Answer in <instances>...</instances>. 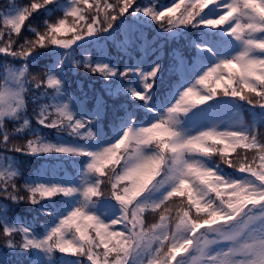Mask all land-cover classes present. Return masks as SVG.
Here are the masks:
<instances>
[{
  "label": "snow or ice",
  "instance_id": "snow-or-ice-1",
  "mask_svg": "<svg viewBox=\"0 0 264 264\" xmlns=\"http://www.w3.org/2000/svg\"><path fill=\"white\" fill-rule=\"evenodd\" d=\"M41 10L49 14L43 31L30 27L33 38L17 50L12 33H21ZM0 15L7 30L0 54L22 65L6 67L0 79V233L9 251L27 253L30 264H264V0H172L170 7L139 0H31ZM129 16L140 27L156 22L153 30L165 40L195 30L190 55H173L167 67L157 57L122 70L104 54L72 59L76 49L100 39L97 33L106 39L123 28ZM69 17L73 23L66 28ZM65 31L74 33L71 39L58 38ZM44 57L55 60L34 75ZM69 62L100 73L104 92L127 100L114 111L107 139L104 96L90 110L69 96ZM165 72L172 82L158 95ZM29 94L36 103L39 97L52 101L34 112L37 124L84 143H51L30 128ZM245 108L251 124L219 130L217 113ZM9 120H22L15 133L28 129L34 139L14 144ZM17 154L84 157L80 181L26 179L19 185ZM61 194L66 203L49 212L43 199ZM175 197L186 202L179 201L173 217ZM21 203L39 205L51 218L43 233L9 215ZM146 213L158 220L146 223ZM16 233L23 237L19 243L12 239ZM0 264H8L4 256Z\"/></svg>",
  "mask_w": 264,
  "mask_h": 264
},
{
  "label": "trees",
  "instance_id": "trees-1",
  "mask_svg": "<svg viewBox=\"0 0 264 264\" xmlns=\"http://www.w3.org/2000/svg\"><path fill=\"white\" fill-rule=\"evenodd\" d=\"M30 2L31 0H0V14L5 13L9 9L10 5L24 7ZM139 2L146 4L158 3L159 5H167L170 7L172 0H139ZM175 2L179 3V0H175ZM209 7H212V5H209ZM160 10H163V8ZM204 11H207V9H204ZM221 14H223V10H221ZM176 15H179V12H177ZM58 18V16L51 17L52 20ZM212 18L218 19V16ZM46 20H49V14H33V16L30 17L24 25H22L21 33H12L13 39L16 40V44H14L13 47L18 50L20 45H22L26 39L30 40L33 38L31 31H29L30 27L43 31ZM229 22L230 21H226L225 24L219 25L218 28L225 27ZM72 23L73 17H69L66 23V28L71 27ZM80 23L83 24L84 22L81 21ZM155 26L156 22H153L152 25L140 27L139 25L135 24L133 22V18L129 16L128 21L123 28L118 29L106 39L104 38L106 34L97 33L96 35L99 36L100 39L96 40L95 43L85 44L84 48L76 49L72 53V59L82 62L84 57L88 56L95 60L98 55L104 54L109 56L112 63L120 67L122 70L125 65L130 66L138 60H143L145 66H147L157 57H161L162 63L165 65V67H167L171 62L173 55H177L180 52L185 53L186 57L190 55L188 45L192 36L196 34L195 30H193L189 36L165 40L163 37L157 36L156 31L153 30ZM0 31L5 33L3 37H0V47H3L4 41L7 40V30L3 25L2 15H0ZM73 34L74 33L71 31H65L58 34V38L65 40L71 39ZM91 39L95 38L85 37L86 41ZM77 43L80 42L77 41ZM73 48H75V45H73ZM54 60V57L42 58L40 61V69H37L36 67L32 68L33 74H37L39 70H43L45 65L51 64ZM20 66L22 65L17 63V61L11 56H8L5 59V54H0V79H2L6 67L16 68ZM64 75V87L67 91V94L73 97L77 103L86 105L89 110L94 105L97 96H104L107 106V114L102 122V126L105 132V139H107V136L111 133L110 121L112 120L114 111L118 109L119 105L127 104V100L122 96L109 97L104 92L105 84L101 74H93L88 72L83 67L82 63L76 67H73L69 62ZM171 82L172 78H170L165 72L163 83L158 84V95L164 92L166 86ZM203 88V85H197L198 90ZM48 92L50 95L52 94L51 89H49ZM47 103H52V101L49 99H44L43 97H39V103H36L31 98V94H29L28 98L26 99L25 114L30 121V128L37 129L40 135L51 143H84L83 141L73 139L67 134V132L58 134L56 129L43 128L37 124L34 112H38L40 106ZM173 103H175V101H173ZM202 106L203 105H197V107ZM49 111H51V109H49ZM141 118L143 119L142 113ZM252 120L253 117L246 108L239 110L224 109L217 113L214 117V122L219 126L220 131H224L227 126L238 121H243L245 124H251ZM21 123L22 120L19 122L11 120L6 122L7 131L14 133L16 136V139L13 140L14 144H26L29 139H34L28 129H25L20 133H15L14 130L19 127ZM209 143H211V141H209ZM88 147L92 148L94 145L89 143ZM230 156L235 158V153H231ZM84 159V157H69L63 154H53L40 157L17 154V167L20 171V175L16 179L19 185H23L26 179H39L44 182L71 181L78 183L80 181L79 173L83 167ZM217 162L219 161L217 160ZM111 167L112 165L106 166V168ZM236 174L239 175V173ZM158 178L159 177H157V179ZM125 183L129 182L126 181ZM109 189L110 185L104 188V191L107 192ZM226 198L227 196H225V199ZM64 199L65 198L61 194L51 198H44L42 203L49 212L55 213L61 208L63 204L66 203ZM172 199L176 201V203L170 205V207L173 209L170 214L175 217V208L178 206V203L181 199L186 202V197H175ZM70 207L71 206L68 205L67 210H70ZM9 215L13 216L16 221L31 226V228L37 233H43L44 226L50 224L51 222V218L49 216L42 214L41 207L39 205H31L30 203H21L20 205L15 206ZM145 215L147 216L146 223L150 224L158 220V216L154 218L150 214L146 213ZM193 215H195L194 209ZM81 223L87 224L88 222L81 221ZM114 227L115 230L119 231V226ZM89 231L91 230L89 229ZM91 234L94 235L95 233L92 232ZM12 239L14 242L19 243L22 241L23 237L19 233H16L13 235ZM5 243V238L3 237L2 233H0V256H4L7 259L8 264H30V258L27 253L23 251L11 252L5 247ZM56 256H67L73 259L75 258L71 256V254H61L59 252L56 253ZM58 264H60V262H58Z\"/></svg>",
  "mask_w": 264,
  "mask_h": 264
},
{
  "label": "rangeland",
  "instance_id": "rangeland-1",
  "mask_svg": "<svg viewBox=\"0 0 264 264\" xmlns=\"http://www.w3.org/2000/svg\"><path fill=\"white\" fill-rule=\"evenodd\" d=\"M180 255H184L183 253H181ZM178 258H179V256H178ZM174 264H175V262H174Z\"/></svg>",
  "mask_w": 264,
  "mask_h": 264
}]
</instances>
